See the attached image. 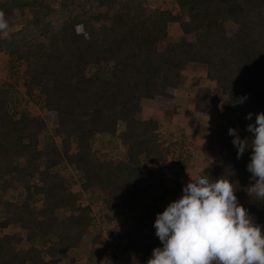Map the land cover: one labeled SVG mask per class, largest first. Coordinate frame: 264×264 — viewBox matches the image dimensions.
Returning <instances> with one entry per match:
<instances>
[{"label": "trees", "instance_id": "1", "mask_svg": "<svg viewBox=\"0 0 264 264\" xmlns=\"http://www.w3.org/2000/svg\"><path fill=\"white\" fill-rule=\"evenodd\" d=\"M174 1L178 11L147 0H0L4 24L24 18L20 29L0 35L10 69L0 86V230H25L24 237L0 234V264L74 262L85 239L89 257H97L103 239L97 220L110 222L112 212L148 197L138 218L147 230L124 234L125 250L147 264L162 247L156 216L187 184L166 176L187 166L190 155L175 137L160 134L159 119L144 118L141 100L173 105L191 63L203 65L214 82L198 87L191 101L198 115L216 110L215 129L204 136L219 150L206 175L233 182L238 202L264 232V200L247 193L252 150L238 159L228 134L235 128L241 139L251 138L247 126L264 112V0ZM172 23L180 27L177 39L170 37ZM26 100L42 103L44 114L18 112ZM47 121L55 123L54 135L41 146ZM97 138L115 139L124 154L104 157ZM10 187L22 199H7ZM109 261L121 264L114 252L98 259Z\"/></svg>", "mask_w": 264, "mask_h": 264}, {"label": "clouds", "instance_id": "2", "mask_svg": "<svg viewBox=\"0 0 264 264\" xmlns=\"http://www.w3.org/2000/svg\"><path fill=\"white\" fill-rule=\"evenodd\" d=\"M5 27L0 20V29ZM247 131L251 138L241 139L235 128L228 134L238 159L251 148L247 170L254 183L247 193L264 200V112ZM189 177L182 196L156 216L153 227L162 247L152 250L147 264H264V232L238 202L233 182L206 174Z\"/></svg>", "mask_w": 264, "mask_h": 264}, {"label": "rangeland", "instance_id": "3", "mask_svg": "<svg viewBox=\"0 0 264 264\" xmlns=\"http://www.w3.org/2000/svg\"><path fill=\"white\" fill-rule=\"evenodd\" d=\"M148 2L166 9L169 8L173 11H178V6L174 0H147ZM24 24V18L19 17L12 21L10 26L6 25L5 28L0 29L1 37H5L7 34V29L12 31L20 29ZM180 35V27L176 23L170 25V37L172 39H177ZM0 52V86L4 85L5 82L9 80V67L7 61L9 57L6 53ZM4 60V61H3ZM204 66L201 64H189L187 72H182L180 74V82L176 90V103L174 104H162L159 102H153L149 99H142L141 105L143 108L144 118H156L160 121V134L167 137H175L176 143L182 144L183 154H189V164L183 168L176 167L175 171L166 176V179L171 180L177 179L181 182H188L190 177L195 173L207 174L210 170L209 167L215 163L218 155L219 146L212 143L204 135L212 132L215 129V115L216 110L214 107H209L204 109V115H198L191 107L190 101L192 96H194V90L197 87L205 86L213 88L214 82L209 81L205 77ZM11 80V79H10ZM13 86L16 89L23 91V87L20 83H15L12 80ZM196 85V86H195ZM209 85V86H208ZM211 85V86H210ZM194 93V94H193ZM42 103L34 101H25L24 103L17 106V111L25 113L26 115H36L44 114ZM173 107H175L173 109ZM168 111V114H167ZM178 114V115H176ZM55 123L47 121L43 135L39 137L40 145L44 143V137L46 135H54ZM124 128V124L119 123L118 131ZM54 141L59 142V138L54 136ZM111 141V143H109ZM115 139L108 138L107 142L100 138L95 139V143L99 145L104 144L105 152L104 157L110 156H121L124 154L125 149L122 146H118L117 143L113 142ZM113 142V143H112ZM179 146V145H178ZM180 147V146H179ZM104 155V154H101ZM16 160V158H15ZM170 161H168L169 164ZM199 166V167H198ZM209 169V170H208ZM198 171V172H196ZM175 173V174H174ZM69 178L71 182L78 188L79 173H77L73 165L69 166ZM23 193L15 187H10L6 194L7 199H22ZM163 198V197H162ZM149 200L148 197L137 198L131 202L130 207L127 211H114L111 213L110 222L97 220L103 229V239L101 240V253L97 257L90 258V248L91 240L85 239L80 242L76 261H71L70 259H65L61 264H99L102 263L109 252H114L118 261L121 264H137L136 257L132 255L129 251L125 250V233H130L131 235L136 233H142L147 230V228L138 221L139 216L143 212L144 203ZM162 200L158 199L155 203L158 205L163 204ZM166 201V200H165ZM154 203V204H155ZM61 216V214H58ZM109 231L113 232L111 237ZM6 232H15L21 236H25V230L20 228L19 225L0 230V234ZM36 242V241H34ZM109 264H113L109 261Z\"/></svg>", "mask_w": 264, "mask_h": 264}, {"label": "crops", "instance_id": "4", "mask_svg": "<svg viewBox=\"0 0 264 264\" xmlns=\"http://www.w3.org/2000/svg\"><path fill=\"white\" fill-rule=\"evenodd\" d=\"M4 54V53H3ZM4 61V60H3ZM189 67V66H188ZM187 70H188V68L186 69V70H184V71H182L183 73L184 72H187ZM182 72H181V74H182ZM196 86V85H195ZM206 87H207V84L205 85ZM209 86V85H208ZM211 86V85H210ZM198 88V87H197ZM210 88V87H209ZM196 92V89L194 90V93ZM193 93V94H194ZM177 94V93H176ZM191 98H193V96L191 97ZM192 101V100H191ZM191 101H190V104H191ZM175 103H176V96H175ZM175 107H173V109H174ZM176 115H178V114H176ZM201 115H204V112L201 114ZM212 166V165H211ZM211 166L209 167V169L211 168ZM199 167V166H198ZM208 169V170H209ZM196 172H198V171H196Z\"/></svg>", "mask_w": 264, "mask_h": 264}]
</instances>
